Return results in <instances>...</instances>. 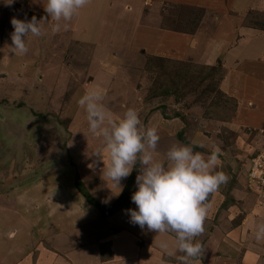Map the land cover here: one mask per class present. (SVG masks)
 I'll return each instance as SVG.
<instances>
[{
    "label": "rangeland",
    "instance_id": "374dc122",
    "mask_svg": "<svg viewBox=\"0 0 264 264\" xmlns=\"http://www.w3.org/2000/svg\"><path fill=\"white\" fill-rule=\"evenodd\" d=\"M34 1L14 0L13 4L8 5L10 0H0V192L6 194L10 191V185L13 187L16 184L8 173L10 171L19 172L16 174L20 177L19 183L36 181L44 175L49 177L46 173L49 169L65 167L67 187L74 189L75 178H78L89 194L87 186L91 188L90 183L96 177L99 184L105 180L100 171L103 163L96 171L88 168L94 159L91 155L101 146L102 138L94 137L88 130L86 113L78 104L80 97L89 92L87 85L93 80L91 73H100L91 86L97 85L94 90H103V103L114 119L121 118L128 108H134L143 126L156 127L158 133L164 131V134H158L160 140L154 154L156 160L164 162L166 152L172 145H185L182 140L189 146L199 148L196 152L206 156L215 148L220 149L216 170L227 173L230 181L209 198L211 207L204 225L205 232L198 239L195 238L202 242L201 239L209 233V240L204 245L202 258L196 263L217 264L218 258L224 256L227 245L230 247L229 242L238 240V231L233 230L237 226L242 227L243 232L249 231V240L256 241L255 226L264 222V93H261V89L257 93L254 89V94H258L254 99L250 95L246 97V109L243 110L239 106L243 104H239L230 93L233 82L229 88H222L226 73L219 86L190 75L180 84L182 102L174 104L172 98L168 99L162 116L158 109L162 100L148 99L150 88L163 82L160 74L148 66L149 57L154 56L141 58L143 50L139 45L140 50L138 47L129 50V44L125 43L120 33L115 34L116 42L107 41L108 28L111 25L113 28L114 18L121 22L119 19L123 14L121 8L117 14L112 7L109 9L115 0L111 4L103 0L105 2L101 6L94 5V0H90L74 16L67 31L52 33L50 24L42 25L46 34L43 37L29 35L26 41L28 53L14 55L9 49L12 46L10 34L14 31L11 19L24 20L27 17L31 20L32 16H36L40 20L47 16L36 10ZM30 9L36 13L30 12ZM50 19L48 17L47 22ZM252 21L255 23L257 20ZM252 21L249 27L256 28ZM102 26L106 29L105 34L101 31ZM256 34L254 43L261 41L258 32ZM245 36H250L246 43L252 41L251 34ZM75 38H81L83 42ZM130 39L126 42L130 43ZM95 45L100 47L98 55L93 56L92 46ZM144 47L151 49L150 45ZM257 48H254L256 56ZM105 50L116 58L114 62L102 63L106 60L103 58ZM130 51L136 52L137 56ZM248 53L245 56L250 57ZM65 68L71 72L64 73ZM258 71L264 72V67H259ZM103 73L115 74L107 77ZM233 86L236 89L235 83ZM252 102L255 103L254 107L249 108ZM221 111L225 114H221ZM174 114L179 117L169 123ZM156 116L161 117L160 122ZM104 161L105 164L109 162L107 153L104 154ZM135 168L140 174L139 162ZM59 177L63 179V172L58 173L54 180ZM135 181L136 177L134 185ZM107 187L112 192L117 188L112 184ZM91 190L94 193L95 190ZM133 191L136 192L134 186L131 195ZM0 201L2 203L5 199L0 198ZM223 203L228 207L221 210ZM130 204L133 210H137L132 201ZM249 216L251 224H247ZM258 243L260 254L255 260L261 264L264 263V259H261L264 258V246L263 241ZM169 260L179 264L174 257ZM162 261L167 259L163 258ZM231 261V257L228 258L229 264H235ZM238 261L241 263L244 259Z\"/></svg>",
    "mask_w": 264,
    "mask_h": 264
},
{
    "label": "crops",
    "instance_id": "0c3cea01",
    "mask_svg": "<svg viewBox=\"0 0 264 264\" xmlns=\"http://www.w3.org/2000/svg\"><path fill=\"white\" fill-rule=\"evenodd\" d=\"M108 1L111 4L113 0ZM103 2L94 0V5L101 6ZM34 3L37 11L46 14L44 6L47 0H36ZM111 7L115 14L121 8L123 14L119 19L121 22L114 18L113 28L112 25L108 28V42H116L115 34L120 33L125 43L129 44V50L138 45L142 48L141 58L154 56L207 67L220 62L226 71L222 88H227L231 82L237 85L236 89L230 85V93L239 104H243L239 105L243 110L246 109L248 95L254 99L258 95L254 92L257 93L258 89L264 93V85L261 84L264 83V72L258 71L259 67H264V0H115L109 9ZM29 11L36 13L31 9ZM255 19L259 26L257 21H252ZM250 21L256 28L249 27ZM101 31L105 34L106 29L102 26ZM257 32L261 41L254 43ZM246 34H251L253 42L248 40L246 43L250 37ZM75 39L83 42L81 38ZM127 39L130 43L126 42ZM149 45L151 49L144 47ZM256 46L257 56L254 51ZM99 47L92 46L93 56L98 55ZM246 52L250 57L245 56ZM104 53L106 60L102 63L110 64L116 60L108 55V51ZM132 54L137 56L134 51ZM65 69L64 73L71 72ZM91 74L93 80L87 85L89 91L96 89L97 85H91L95 84L100 73ZM110 74L103 73L107 77ZM130 87L128 83L129 90ZM254 104H249V108ZM159 105L158 109L162 103ZM159 114L162 115L161 112ZM156 118L160 122L161 117ZM175 120L172 118L169 123ZM13 172L8 173L16 184L13 187L9 184L10 191L6 194L0 192V198L5 199L2 203L0 201V264H175V260H169L173 257H168L159 248L162 240L173 247L174 234L158 235L146 226L141 229L130 223V216L125 211L128 208L102 220L95 207L87 204L75 187H67L65 167L49 169L46 173L50 176H41L37 182L18 183L20 177L16 174L19 172ZM62 172L63 179L54 180ZM97 180L98 177L90 183L94 193L86 185L94 199L101 205L113 203L122 191L116 188L112 192L107 187L110 181L104 180L99 184ZM126 180L121 182L122 190ZM134 187L137 191L136 184ZM248 218L247 224H251V216ZM233 230L238 231V240L229 242L230 247L227 245L224 256L218 258L217 264H229L230 257L231 263L258 264L259 261L255 260L260 254L258 241L249 240V231L243 232L240 226ZM208 234L201 239L203 243L200 241L203 246L209 240ZM163 258L171 262H163ZM238 258L244 261L239 263Z\"/></svg>",
    "mask_w": 264,
    "mask_h": 264
},
{
    "label": "clouds",
    "instance_id": "9594fccd",
    "mask_svg": "<svg viewBox=\"0 0 264 264\" xmlns=\"http://www.w3.org/2000/svg\"><path fill=\"white\" fill-rule=\"evenodd\" d=\"M13 3L14 0H10L8 5ZM89 3L90 0H47L46 17L40 20L36 16L31 20L13 17L10 53L27 54V37H43L46 34L42 28L44 24H50L52 33L67 31L74 16ZM48 17L50 22H47ZM104 99L103 90L97 89L78 100L86 113L88 130L94 137L102 138L101 146L91 155L94 159L88 168L96 171L103 163L102 177L122 191L121 181L131 175L139 162L140 174L135 181L138 190L131 196L137 210H125L130 223L141 229L146 226L158 235L174 234L173 247L162 240L159 248L168 257H175L179 264H195L205 251L195 238L205 232L211 207L209 198L230 181L227 173L216 170L220 149L215 148L206 156L194 151L192 146L174 144L166 152V160L160 162L154 158L160 140L157 128L143 126L134 108H128L121 118L114 119ZM105 153L109 158L107 164ZM254 235L256 241L264 240V223L255 226Z\"/></svg>",
    "mask_w": 264,
    "mask_h": 264
},
{
    "label": "trees",
    "instance_id": "16d2710c",
    "mask_svg": "<svg viewBox=\"0 0 264 264\" xmlns=\"http://www.w3.org/2000/svg\"><path fill=\"white\" fill-rule=\"evenodd\" d=\"M148 59V58H147ZM149 68L153 72L156 71V73H159L161 78H163V82L159 85H153L149 90L148 99H161L162 105L160 108L161 114L165 110V104L168 102V99L172 98L173 103L177 104V102H182V96H183V90L180 86V84L185 80L188 76L193 75L198 76L202 82H212L215 85L219 86L221 83L224 74L225 69L222 68V65H216L212 67L207 66H199L195 65L189 61H176V60H168L163 59L160 57H149L148 59ZM220 63V62H219ZM220 91L218 90V93ZM221 97L222 94L219 93ZM166 101V102H164ZM232 111L229 112L232 113ZM221 114H225L224 111L220 112ZM228 114V115H229ZM179 117L178 114H174L173 118ZM180 138V136H179ZM185 145H188L187 142L182 140ZM194 150H199L197 147H193ZM138 174L136 168L134 167L131 175L128 177L127 182L120 194V196L111 204L101 205L99 204L91 194L86 190L82 182L78 180V178H75L74 181V187L78 191V193L83 197V199L86 201L87 204L95 207L97 209L99 216L102 220L112 216L119 210L123 208L133 209L131 207L130 201H131V193L134 186V177ZM133 193H135L133 191ZM229 204L232 203L229 201ZM228 205L222 204L220 206V209L223 210Z\"/></svg>",
    "mask_w": 264,
    "mask_h": 264
},
{
    "label": "built area",
    "instance_id": "2783aa9c",
    "mask_svg": "<svg viewBox=\"0 0 264 264\" xmlns=\"http://www.w3.org/2000/svg\"><path fill=\"white\" fill-rule=\"evenodd\" d=\"M253 172V171H252Z\"/></svg>",
    "mask_w": 264,
    "mask_h": 264
}]
</instances>
